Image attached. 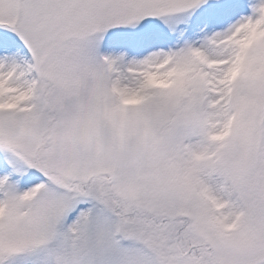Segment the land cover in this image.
<instances>
[{
  "label": "snow or ice",
  "instance_id": "snow-or-ice-1",
  "mask_svg": "<svg viewBox=\"0 0 264 264\" xmlns=\"http://www.w3.org/2000/svg\"><path fill=\"white\" fill-rule=\"evenodd\" d=\"M0 264H264V0H0Z\"/></svg>",
  "mask_w": 264,
  "mask_h": 264
}]
</instances>
